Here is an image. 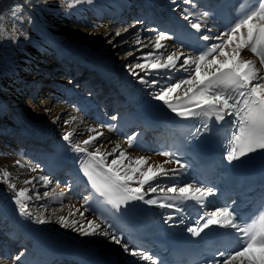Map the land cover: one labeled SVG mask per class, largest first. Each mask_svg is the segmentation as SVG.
<instances>
[{
	"label": "bare ground",
	"instance_id": "bare-ground-1",
	"mask_svg": "<svg viewBox=\"0 0 264 264\" xmlns=\"http://www.w3.org/2000/svg\"><path fill=\"white\" fill-rule=\"evenodd\" d=\"M43 1L0 0V16L5 17L4 24L8 33V38H0V80L4 82L0 87V169L10 171L17 188H29L28 194L33 197L26 201L31 216H23L31 227L26 225L25 227L23 220L14 211L19 212L14 192L4 183H0V248L4 245L0 258L7 257L0 261V264H12L15 256L8 258V252L11 251L10 247L16 251L17 245L20 243L22 245L21 240L27 243L22 245L19 254L28 255L30 251L35 252L34 249L46 248L49 251L95 249L117 260L119 264L141 263L140 259L124 252L120 245L111 242L107 237L85 236L72 227L60 225V216L81 221L79 214L69 217L68 213L78 208L83 198L76 200L73 195L75 193L71 192L72 187L67 184L55 185L57 179H51L46 171L49 167L58 166L60 162L56 164L57 157L48 152L49 149L45 146L53 141L55 148L57 147L55 142H60L68 152L80 155L85 161V155L75 152L62 137L66 132L72 131L74 133L72 145H75L88 135L95 134L90 133L89 129H96L103 133L96 141V146H103L102 151H111L116 144H120L130 157H147L153 166L164 163L165 160L161 157L129 148L125 143L124 131H121L120 135L114 134L113 129L125 124L126 120L108 124L114 121L113 116L120 117L116 112V103L121 99L101 69L116 73L132 90L149 101L160 103L153 99L156 89L140 84L129 73L127 67L135 63L137 57L152 50L151 45L143 48L134 44L137 36L144 42L151 40L154 43L158 35L156 31H152L154 28L145 22L147 19L143 16L147 12L142 2L164 6L163 11L178 17L194 32L190 23L182 18L183 10L187 9L188 12L194 13L192 17L194 21L206 25V20L202 18L196 6L185 4L184 0H175V3L173 0H91V3L83 0L61 17L49 16L43 12L41 8ZM17 6L19 11L13 15V10ZM139 9H141L139 17L133 18ZM123 28H128V32L116 37L110 44L109 39L115 36L117 30ZM167 28L172 29L171 25L165 26V30ZM216 35L218 34L214 31L213 37ZM28 38L40 44L42 51L24 54L23 41ZM163 43L165 47L157 53L162 57L177 50L185 52L186 55L190 54L187 50L179 49L170 39ZM137 47H141L142 50L135 51ZM129 51L135 54L126 55ZM59 54L61 56H58ZM62 55L68 58L69 64L61 62ZM242 55L254 59L247 52ZM9 75L12 78L7 79ZM186 75L187 73L183 72L174 73L172 81L161 79L160 82L171 83ZM79 85L93 89L84 91L78 88ZM76 96H84L82 98L89 104L90 110L97 107L99 111H96L102 112V115L84 116L78 109V102L73 100ZM105 109L109 113V118L105 116ZM65 121L69 123L65 124ZM106 123L108 125H105ZM112 158L109 157V161ZM16 161H20L24 167L16 166ZM33 167L37 170L30 171L29 169ZM164 167L175 168L170 163H164ZM42 175L48 176L51 180L47 187L39 180ZM26 179H31L33 183L24 184ZM167 179L162 178L158 182L161 186H166ZM37 191L41 194L48 191L50 195L46 199L42 196L37 200L34 196ZM62 191L65 192L64 197L59 195ZM41 216L45 218L46 223H36V219ZM85 217L94 220L87 211ZM84 226L87 227V224ZM10 232L16 233L21 240L14 236V240L10 241L11 239H8ZM10 236L13 238V234ZM26 262V259L21 258L18 264Z\"/></svg>",
	"mask_w": 264,
	"mask_h": 264
},
{
	"label": "snow or ice",
	"instance_id": "snow-or-ice-1",
	"mask_svg": "<svg viewBox=\"0 0 264 264\" xmlns=\"http://www.w3.org/2000/svg\"><path fill=\"white\" fill-rule=\"evenodd\" d=\"M82 2L83 0H66V9L71 10ZM87 2L91 3V0ZM184 3L196 6L195 0H184ZM18 11L19 6L13 10V15ZM194 15L184 9L182 18L190 23L196 33H200L197 39L205 42L199 46L202 50L188 55L177 50L162 57L157 53L165 47L163 42L170 39L167 33L159 32L154 43L151 40L144 42L137 36L134 44L143 48L151 45L152 50L137 57L135 63L129 64L127 66L129 73L140 84L156 89L153 99L166 106L176 117L183 120L201 118V126L193 133L194 136L210 132L212 122L222 124L227 118H232L234 131L226 155L229 162L258 150L264 151V0H253L227 31L215 37L204 34L205 31L212 32V28L194 21L192 19ZM208 16L209 12L202 13V18ZM4 20L5 17L0 16V38H8ZM128 30V28L117 30L115 36L109 39V43H113L116 37L122 36ZM213 39L218 43H208ZM141 50V47L135 49ZM246 52L251 53L255 59L242 55ZM134 54L133 51L126 53L129 56ZM179 72L187 75L174 82L161 84V79L172 81L173 74ZM112 119L116 120L117 117L113 116ZM68 123L65 121V124ZM89 132L95 134L88 135L75 145H72L74 135L72 131L66 132L62 137L75 152L85 155L86 160L82 161L81 171L87 178L92 192L83 197V202L78 208L68 213L69 217L79 214L81 221L60 216V225L72 227L85 236L107 237L111 242L120 245L130 256L157 264L150 254L130 248L123 240V233L117 234L109 218L102 213L94 220L86 219L85 211L88 210L90 202L95 197L101 198L100 202L111 206L109 216H115L121 209H126L129 204L136 201L179 213L183 209L178 205L185 201H195L201 207H205L208 197L215 195V189L194 184L161 186L158 182L160 179L177 176L179 169L187 167L180 162L176 154L168 151L159 153L169 158L164 163H176L178 169H166L164 163L153 166L147 157L127 155L120 144H116L111 151H102L103 146H96V141L103 133L96 129H89ZM137 136L138 133H133L126 138L125 143L129 148L133 146ZM109 157L113 158L109 161ZM15 165L24 167L20 161H16ZM29 170L37 169L33 167ZM39 180L43 182L44 187L51 184L48 176L42 175ZM0 183H4L14 192L20 215L30 217L31 213L26 203L33 198L28 194L30 189H18L11 172L7 169H0ZM32 183L31 179L24 181L26 185ZM157 191L166 193L163 200L145 198ZM49 195L48 191L43 194L38 191L34 193L37 200L42 196L46 199ZM59 195L64 197L65 192L62 191ZM172 219L173 216L169 214L165 222ZM46 222L43 216L36 219V223L39 224ZM180 222L183 223V220ZM85 223L87 227L84 226ZM212 227L224 229L225 232L220 235L229 237L230 242L224 250L216 253L217 258L210 264H264V211L251 218V222H247L242 221L230 206L218 207L201 215L196 220V226L188 227L187 232L193 237H200L205 230ZM21 257L22 254L16 255L12 259V264H18ZM3 259L7 258H0V261Z\"/></svg>",
	"mask_w": 264,
	"mask_h": 264
},
{
	"label": "rangeland",
	"instance_id": "rangeland-1",
	"mask_svg": "<svg viewBox=\"0 0 264 264\" xmlns=\"http://www.w3.org/2000/svg\"><path fill=\"white\" fill-rule=\"evenodd\" d=\"M41 8H42V11L45 12L47 15L53 16V17L64 16L72 10V9L71 10L66 9V0H44L43 3H41ZM23 42H24L23 44H25L23 46V49H24L23 53L26 55H29L31 52H35V51L41 52L43 49V48H41L40 44L33 42V40L31 38H28V39L24 40ZM63 63L69 64L67 62H63ZM8 78L10 79L12 77H10V75H9L7 77V79ZM3 84H4V82L2 80H0V87ZM13 124H15V123H13ZM19 124H21V123H18V125Z\"/></svg>",
	"mask_w": 264,
	"mask_h": 264
}]
</instances>
